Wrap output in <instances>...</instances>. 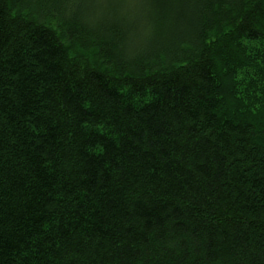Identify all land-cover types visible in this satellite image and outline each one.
Listing matches in <instances>:
<instances>
[{
  "label": "trees",
  "instance_id": "16d2710c",
  "mask_svg": "<svg viewBox=\"0 0 264 264\" xmlns=\"http://www.w3.org/2000/svg\"><path fill=\"white\" fill-rule=\"evenodd\" d=\"M0 264H264V0H0Z\"/></svg>",
  "mask_w": 264,
  "mask_h": 264
}]
</instances>
